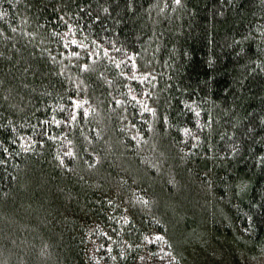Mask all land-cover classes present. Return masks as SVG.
Instances as JSON below:
<instances>
[{"label":"trees","instance_id":"obj_1","mask_svg":"<svg viewBox=\"0 0 264 264\" xmlns=\"http://www.w3.org/2000/svg\"><path fill=\"white\" fill-rule=\"evenodd\" d=\"M202 244L264 248V0H0V264Z\"/></svg>","mask_w":264,"mask_h":264},{"label":"rangeland","instance_id":"obj_2","mask_svg":"<svg viewBox=\"0 0 264 264\" xmlns=\"http://www.w3.org/2000/svg\"><path fill=\"white\" fill-rule=\"evenodd\" d=\"M224 250L226 249L222 247L211 248L202 244L197 252L196 249L195 252L192 250L190 256L193 258L194 264H213L209 259L212 255L216 264H264V248L261 250L255 248L254 252L237 248L235 249L237 257L229 255V252Z\"/></svg>","mask_w":264,"mask_h":264},{"label":"snow or ice","instance_id":"obj_3","mask_svg":"<svg viewBox=\"0 0 264 264\" xmlns=\"http://www.w3.org/2000/svg\"><path fill=\"white\" fill-rule=\"evenodd\" d=\"M74 44L76 43L75 40L72 41ZM85 67H87V65H85ZM183 131L187 132L188 130L187 129H183Z\"/></svg>","mask_w":264,"mask_h":264}]
</instances>
